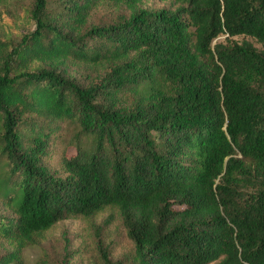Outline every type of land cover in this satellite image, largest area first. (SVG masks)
<instances>
[{
	"label": "trees",
	"instance_id": "1",
	"mask_svg": "<svg viewBox=\"0 0 264 264\" xmlns=\"http://www.w3.org/2000/svg\"><path fill=\"white\" fill-rule=\"evenodd\" d=\"M106 2L124 11L90 24ZM25 17L0 39V264L70 218L120 223L127 264H264V0H32Z\"/></svg>",
	"mask_w": 264,
	"mask_h": 264
},
{
	"label": "rangeland",
	"instance_id": "2",
	"mask_svg": "<svg viewBox=\"0 0 264 264\" xmlns=\"http://www.w3.org/2000/svg\"><path fill=\"white\" fill-rule=\"evenodd\" d=\"M32 0H0V39L12 36L15 39L20 33H26L29 25L26 21V9L31 5ZM148 5L160 7L161 2H149ZM117 6L111 3L99 5L89 19L90 24H97L103 21L114 20L118 15ZM124 11V8H118ZM242 39L249 40L255 46L261 47L254 39L235 35L228 37L226 34L219 35L214 41L224 43L240 42ZM67 73L80 80H83L85 68L82 66L69 65L66 67ZM87 77L93 71L86 70ZM85 75V76H84ZM72 148L67 149L71 153ZM60 153V151H58ZM55 153V156H58ZM101 228V229H100ZM38 243L28 245L23 249L22 262L17 264H36L42 259L46 264H106L103 261L104 255L109 262H122L127 264L130 259V242L125 236V231L120 223L109 227H101L100 219H65L56 223L53 227L43 232L37 237ZM106 248L108 252L102 254L99 251ZM3 248L0 245V253Z\"/></svg>",
	"mask_w": 264,
	"mask_h": 264
}]
</instances>
